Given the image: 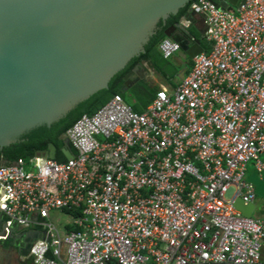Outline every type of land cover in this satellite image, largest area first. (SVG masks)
<instances>
[{"label":"built area","instance_id":"obj_1","mask_svg":"<svg viewBox=\"0 0 264 264\" xmlns=\"http://www.w3.org/2000/svg\"><path fill=\"white\" fill-rule=\"evenodd\" d=\"M189 12L211 49L175 86L141 112L115 94L83 114L64 133L72 158L0 162L6 232L45 233L33 264H264V220L234 204L256 200L250 161L264 175V0ZM159 48L170 58L181 45ZM60 213L79 229L60 230Z\"/></svg>","mask_w":264,"mask_h":264},{"label":"water","instance_id":"obj_2","mask_svg":"<svg viewBox=\"0 0 264 264\" xmlns=\"http://www.w3.org/2000/svg\"><path fill=\"white\" fill-rule=\"evenodd\" d=\"M192 1L0 0V149L22 141L37 127L51 126L108 88L116 73L146 51L159 22ZM212 1L232 8L241 0ZM205 31L206 27L200 30ZM164 33L190 58L204 51L202 39L194 35L189 40L180 22ZM143 68L137 65L125 76V89ZM62 151L67 159L74 156L67 138ZM41 154L56 158L57 146L51 142ZM248 180L264 198V175L254 169ZM234 204L243 215H254L256 201L246 204L238 197ZM0 228H7L2 213ZM44 234L34 229L18 234L27 242L22 254L28 255L33 241Z\"/></svg>","mask_w":264,"mask_h":264},{"label":"trees","instance_id":"obj_3","mask_svg":"<svg viewBox=\"0 0 264 264\" xmlns=\"http://www.w3.org/2000/svg\"><path fill=\"white\" fill-rule=\"evenodd\" d=\"M193 0L187 6L181 8L176 15H171L166 22L160 21L157 33L151 37L150 41L145 45V52L133 57L126 67L114 75L109 83L108 88H104L89 99L81 102L77 107L70 111L64 118L53 123L51 126L43 125L37 127L24 135V139L10 146L0 149V162L15 161L19 157L29 159L36 153L47 150L49 144L53 142L57 146L56 159L65 161L66 157L62 151L65 146L64 133L66 130L83 114H93L101 106L107 103L115 94H120L126 102L132 105L136 111H143L153 100L156 91L160 87H150L144 81L136 82L128 89L124 88L125 76L139 63L147 62L158 75L167 77L169 82L174 79L177 70L170 62V58H165L159 48L160 42L167 36L164 30L173 24L179 22L181 17L189 13ZM204 50L210 51L211 44L203 40ZM193 62L190 63L192 66ZM68 230L79 229L74 225H68ZM10 243L7 241L5 246ZM22 264H33L32 258H28Z\"/></svg>","mask_w":264,"mask_h":264},{"label":"crops","instance_id":"obj_4","mask_svg":"<svg viewBox=\"0 0 264 264\" xmlns=\"http://www.w3.org/2000/svg\"><path fill=\"white\" fill-rule=\"evenodd\" d=\"M179 22H180L181 29L188 36L189 40H191L193 38V36L196 35L202 39V41H201L202 45H203V40H206L208 43H210L205 38L204 33L200 32V30H203L205 28V24L202 20V17L189 12L185 16L181 17ZM192 45H193V41H191V43H190V46H192ZM203 47H204V45H203ZM179 52H182V53L180 55H178ZM175 55H177L176 59L182 65V69H181L179 74H177L178 72L176 73V75L174 76V79L171 82H169L167 77H162V76L158 75L151 67L145 65L143 69L139 70V72L136 73V77H135V80L133 81L132 85L135 84L136 82L144 81L150 87H162V86L172 87V86H175L191 70L192 66L190 65V63L193 62V58H190L188 56L187 50H185V49L181 48L173 56H175ZM172 57H170V58H172ZM62 214L66 215L67 219L63 218L61 216ZM52 217L54 218L53 220L55 221L57 226L62 231L67 230L68 229L67 226L71 225V218L68 215V213L53 214ZM260 219L264 220V218H260ZM0 230H3V229L0 228ZM34 230H37V229H34ZM19 231L23 232L26 230H19ZM17 232H18V230H17ZM2 233L3 232H0V234H2ZM12 233L17 234L16 232H12ZM22 256L25 258L24 261H26L29 258L28 255L25 256L22 254ZM24 261H22V262H24Z\"/></svg>","mask_w":264,"mask_h":264},{"label":"rangeland","instance_id":"obj_5","mask_svg":"<svg viewBox=\"0 0 264 264\" xmlns=\"http://www.w3.org/2000/svg\"><path fill=\"white\" fill-rule=\"evenodd\" d=\"M181 53L182 52H179L178 55H180ZM176 56L177 55L170 58V62L173 64L175 70H177L178 72L177 74H179L182 69V65L177 61ZM260 159L264 161V153L260 155ZM254 169H255V161H250L247 167V175H250L254 171ZM234 192H235V187L234 186L230 187L227 192V197L228 198L231 197ZM61 216L67 219L66 215L62 214ZM254 217L264 218V198L258 195L256 198V209L254 212ZM2 244L3 243L0 242V264H22V261H24L25 258L16 251L13 250L11 251L8 249L3 250L1 247Z\"/></svg>","mask_w":264,"mask_h":264},{"label":"flooded vegetation","instance_id":"obj_6","mask_svg":"<svg viewBox=\"0 0 264 264\" xmlns=\"http://www.w3.org/2000/svg\"><path fill=\"white\" fill-rule=\"evenodd\" d=\"M138 65H142V66H145V65H148L147 62H144V63H139ZM135 68V67H134ZM134 68L131 70L133 71ZM130 71V72H131ZM17 234L15 233H12V232H6V230L0 234L1 238H0V242L3 243L2 244V249L4 250H13V251H16L17 253L21 254L22 255V250L26 247L27 245V242H25L21 237H18V234L22 233V231H19L16 232ZM12 235V236H11ZM9 241V245L8 246H5V243Z\"/></svg>","mask_w":264,"mask_h":264}]
</instances>
